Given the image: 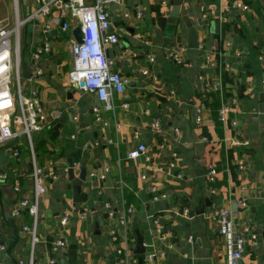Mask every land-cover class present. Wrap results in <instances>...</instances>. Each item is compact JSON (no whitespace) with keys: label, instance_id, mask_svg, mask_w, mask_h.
I'll use <instances>...</instances> for the list:
<instances>
[{"label":"crops","instance_id":"0c3cea01","mask_svg":"<svg viewBox=\"0 0 264 264\" xmlns=\"http://www.w3.org/2000/svg\"><path fill=\"white\" fill-rule=\"evenodd\" d=\"M92 2L85 0L87 5ZM237 4L248 9L238 10ZM38 5L37 0H0V22L12 24ZM136 9L142 10L140 20L133 17ZM170 9L169 3L161 6L159 0H119L107 7L118 43L106 46V57L113 61L112 70L128 80L124 92L113 96L110 108L89 93L74 92L68 100L72 93L68 81L72 31L66 32L65 38L48 40L51 52L40 63L45 71L36 84L39 99L48 113L67 114L71 109L72 120L66 118L58 130H52L53 125L35 137L37 161L50 175L38 203L37 264H49L51 257L55 264H133V260L138 264L139 258L133 254L136 231L144 248L141 264H157L145 257L161 252L162 264H227L225 240L211 218L214 210L222 209L232 212L239 234L248 227L260 246V250L254 247L245 253L243 264H264V98L260 97L264 66L259 61L264 56V0L185 2L186 19L199 34L196 51L186 49L184 19H178L179 29L168 44L158 30L153 33L154 19L166 17ZM52 15L56 16L55 9ZM196 20L208 25L198 28ZM68 24L71 28L75 25L70 20ZM32 30L31 26L21 28L30 72L34 66L30 65L29 42L41 40L40 30L35 34ZM143 36L148 37L149 47L142 44ZM176 36H180V45ZM218 44L221 64L227 63L228 70L220 71L211 64L218 61L217 55L210 53ZM179 48L185 50L180 55L182 64L177 65L167 53ZM149 56L153 63H148ZM145 69L148 76L142 74ZM225 75L229 81L224 80ZM231 100L239 105L235 127L217 119L218 109ZM81 106L84 111L77 114ZM196 110H200L199 124L195 123ZM152 122L160 124L161 134L150 128ZM7 144L0 146V172L11 178L23 175L21 195L31 200L33 182L27 153L18 146L19 155L14 158L12 150L17 146ZM138 144L146 146L145 157L128 159V152ZM69 159L76 175L83 164L86 176L95 183L94 187L82 184L78 204L72 202L66 176ZM209 167L216 170L213 186L206 179ZM123 190L135 202L127 208ZM155 195L164 198L153 200ZM240 200L247 202L245 210L238 205ZM15 201L10 181H0V244L7 249L11 243L12 220L19 237L11 252L16 261L27 254L28 237L22 227L30 226L32 218L27 213L14 217ZM105 203L115 218L103 219ZM90 209L95 210L96 220ZM201 210L202 216L195 214ZM65 215L67 222L62 225ZM57 240L65 246L52 256L49 246ZM118 250L124 255L118 256ZM0 263L11 264L5 252L0 253Z\"/></svg>","mask_w":264,"mask_h":264},{"label":"built area","instance_id":"2783aa9c","mask_svg":"<svg viewBox=\"0 0 264 264\" xmlns=\"http://www.w3.org/2000/svg\"><path fill=\"white\" fill-rule=\"evenodd\" d=\"M38 7L26 15L22 19L16 18L12 24L7 21L0 22V146L5 145L14 140L17 141V148L12 150V156L17 158L19 155L18 146L22 147L28 156L30 165V176L33 182L32 199L28 200L22 197V185L20 178L23 175L19 174L16 177H9L7 174L0 172V181H10L12 190L16 195V201L13 209V216L18 218L23 213H27L32 218L30 226H23L22 232L28 237V250L24 257H19L16 264H37L34 256L35 246L39 243L37 236V214L38 203L40 197L45 193V182L50 175L45 167L41 166L36 157L34 133L40 134L51 129L56 124L61 116L60 112L54 110L46 112L39 99L36 84L43 76L44 68L40 63L51 52V44L45 38V34L53 31L54 27L59 26L61 32H70L75 27L80 28V43H76L71 37L68 45V52L71 59V69L68 73V81L71 90L82 94H92L97 100L111 107V101L114 95H119L124 92L128 85V80L121 76L116 71L112 70L113 61L106 57L105 48L107 45H115L118 43V38L111 31L109 14L107 7L111 3H118L119 0H93L92 4L87 5L85 0H37ZM161 6L168 5V0H159ZM236 9L246 11L247 6L237 4ZM52 9H55L56 16L52 15ZM142 10H135L133 17L136 20L142 18ZM125 17H131L125 14ZM75 23L73 28L70 27L68 21ZM31 26L34 29H39L41 40L39 42H30V56L34 62V68L30 72V76L26 81V87L23 89L22 75L19 67L21 55H24L22 47L21 28ZM144 47L150 46L148 37L143 36L141 39ZM28 47V46H26ZM184 48H179L168 52V58L175 64H182L180 57L184 52ZM217 55L218 61L213 62L212 66L217 67L220 71L228 70L227 63L221 64L220 44L213 46L212 52ZM226 56V55H225ZM259 61L264 63V56L259 58ZM154 58L149 56L148 63H153ZM37 64V65H36ZM142 74L149 75V71L145 69ZM12 76L14 82H12ZM202 78L199 77V80ZM82 83V87H80ZM264 85V81H263ZM239 110V105L236 100H231L229 104L222 105L217 111V119L221 124H229L231 127L236 126L235 115ZM94 112H97L94 109ZM200 110H196L195 123H200ZM150 128L156 133L161 134L162 128L158 122H152ZM73 138V137H71ZM134 138H137V133H134ZM206 141V139H204ZM246 145V143H243ZM147 148L144 144H138L134 149L130 150L127 158L130 160H138L145 157ZM172 157H175L172 155ZM173 167V163L170 164ZM237 168L242 169V162L237 163ZM216 170L209 167L207 170V183L214 185ZM211 194L215 195V190L210 189ZM164 198L163 195H155L153 200ZM241 209L245 210L247 202L240 200L237 202ZM102 209L107 214L108 218H115V214L108 203L102 206ZM183 211V215H186ZM211 218L215 221L218 227L219 235L225 240L226 244V260L227 264H238V261L244 258L248 250H253L256 247V236L252 234L248 227H243V234L236 231L233 220V214L229 210H214L211 213ZM67 222V216H63L60 224L64 225ZM119 224H124V220H119ZM156 227V221H153ZM156 233L161 234L160 229L156 227ZM114 240V238L112 237ZM191 238H188V242ZM65 243L57 240L50 244L49 252L53 256L60 248H63ZM6 247L0 244V253H4ZM117 255H124L122 250L117 251ZM164 257V252L156 255L145 257L147 262H156L162 264L161 260ZM133 260V259H132ZM49 264H55L51 257L48 260ZM133 264L137 260L132 261ZM1 264V263H0Z\"/></svg>","mask_w":264,"mask_h":264},{"label":"water","instance_id":"95a60500","mask_svg":"<svg viewBox=\"0 0 264 264\" xmlns=\"http://www.w3.org/2000/svg\"><path fill=\"white\" fill-rule=\"evenodd\" d=\"M67 0H63V2H66ZM189 0H170L169 6H170V11L168 12L166 17H161L158 16L154 19V24H155V29H154V34L156 35L157 30L162 33L164 35L165 38V44H168L170 42V40L173 37V34L178 31L179 29V22L178 19H184V23H183V27L187 33V45H186V49L187 50H191V51H196L199 48V34L198 31L196 30V28L194 26L191 25L190 21H188L186 19V16L188 15L187 10L183 9V5L185 2H188ZM196 25L197 27H201L202 25L207 26L208 22L204 21L201 22L200 20H196ZM32 33L35 34L36 33V29L33 28ZM72 37L74 38L76 43H80V28L79 27H75L72 32H71ZM56 37H61V38H65L66 37V33L61 32V28H59L56 31H51L45 34V38L47 40H50L51 38H56ZM30 41V40H29ZM175 42L177 45H180V36H176L175 38ZM30 44V42H29ZM27 46V44L24 45V48ZM229 54H226V59H228ZM30 65H34V62L31 61ZM264 66V63H263ZM19 67L21 70V75L23 79H28L30 76V72L28 71V64L27 62L24 60V55H21V58L19 60ZM234 68V66H233ZM82 83H80V87H82ZM72 93L67 95L68 100H72V94H74L75 89L71 90ZM79 93V92H78ZM82 94V93H80ZM261 98H264V93L260 94ZM84 108L83 106H81L79 108V111L77 112V114H81L83 113ZM89 114H92V110H89ZM68 119L69 121L72 120V111L70 109L69 113L65 114H61V116L58 118L55 126L53 127L52 130H58L60 128V126L62 124H64L65 119ZM34 137L37 136L36 133L33 134ZM17 144V141L14 140L12 142H9L7 144V146H15ZM75 172V168H74V164L72 162L71 159H69L67 161V170H66V176L67 179L70 183V189L72 192V202L73 204H78L81 202V187L82 184H89L94 187L95 183L91 182L89 176H86V172L84 169V165L81 164L80 169L77 170V175L74 173ZM100 184V183H99ZM90 195L92 196V192H90ZM98 202H102L101 200H98ZM90 212L92 213V219L96 220V214H95V210L94 209H90ZM193 213V214H192ZM192 215H199L202 216L204 214V210H201L199 212H192ZM103 219L107 218V214H103ZM12 229V233H11V243L9 244V246L7 247V249L5 250V255L7 260L11 263V264H16V261L11 257V252L12 250L16 247V245L18 244L19 241V237H18V228L14 225V222L12 220H10V225H9ZM97 227V225H95ZM134 229H136V227L134 226ZM136 231V230H135ZM135 236H136V241H135V246L133 249V254L135 256H137L139 258L138 260V264H141V257L144 255V248H143V243H142V238L140 236V234L136 231L135 232ZM257 250H260V246H256ZM72 262V261H71ZM56 264H64L63 261H59ZM238 264H243L242 260L238 261Z\"/></svg>","mask_w":264,"mask_h":264},{"label":"trees","instance_id":"16d2710c","mask_svg":"<svg viewBox=\"0 0 264 264\" xmlns=\"http://www.w3.org/2000/svg\"><path fill=\"white\" fill-rule=\"evenodd\" d=\"M224 80L225 81H229V79L227 78V75H225L224 76ZM52 132V131H51ZM56 132V131H55ZM55 134H54V132H53V135L52 136H54ZM122 197H123V199L126 201V208L129 206V204H131V203H135L134 202V198H130V197H128L127 195H126V192H125V190H123V192H122Z\"/></svg>","mask_w":264,"mask_h":264},{"label":"rangeland","instance_id":"374dc122","mask_svg":"<svg viewBox=\"0 0 264 264\" xmlns=\"http://www.w3.org/2000/svg\"><path fill=\"white\" fill-rule=\"evenodd\" d=\"M22 47H23V40H22ZM24 55H25V59H26V57H27L26 55H28V54H27V50L25 51ZM12 82H14V77H13V76H12ZM21 85H22L23 89L26 87V81H25V79H23V78H22ZM34 87L37 88V86H34Z\"/></svg>","mask_w":264,"mask_h":264}]
</instances>
